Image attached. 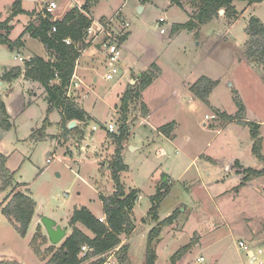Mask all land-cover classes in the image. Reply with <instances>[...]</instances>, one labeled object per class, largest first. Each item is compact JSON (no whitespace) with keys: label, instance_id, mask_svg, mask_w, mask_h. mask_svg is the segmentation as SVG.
I'll use <instances>...</instances> for the list:
<instances>
[{"label":"rangeland","instance_id":"rangeland-1","mask_svg":"<svg viewBox=\"0 0 264 264\" xmlns=\"http://www.w3.org/2000/svg\"><path fill=\"white\" fill-rule=\"evenodd\" d=\"M13 1L0 0L1 20L10 16ZM55 1L58 3V11L53 15L56 20L62 11L64 14L85 2ZM46 2L48 0L34 3L22 0V9L39 13ZM153 2L143 5L138 12L141 6L138 0H89L87 7L93 22L105 27V33L94 30L96 36L86 38V43L90 41L89 47L116 33L130 34L120 47L121 58L116 64L118 74L112 80L106 79L108 67L104 64V47L101 52L90 47L88 56L83 59L87 64L82 67L80 80L87 95L82 109L89 113V122L79 126L85 132L84 139L80 130L74 135L64 129L61 132L59 113L47 112L44 96L35 98L29 94V82L9 83L0 79V99L11 123L8 131L0 128V152L6 154V167L16 171L17 179L28 185L36 203L24 237L0 213V260L45 264L50 258L49 249L59 248L63 241L51 245L42 224L36 222L38 214L65 227L67 236L72 232L68 219L75 209L86 207L94 216H102L98 193L108 196L113 191L109 160L115 149L113 138L105 131L111 122L118 135L121 121V116L117 115L119 108L114 106L116 103L120 106L121 102L117 101L116 93L127 86L130 75L131 92L134 93L139 78L131 72H144L155 61L162 70L161 76L143 92V101L150 111L149 125L155 128L171 121L179 125L175 130L177 137L168 141L156 131H149V126L138 119L145 118L141 100L133 97L128 104L126 119L130 121L122 143V159L127 170L119 176L125 190H138L132 216L136 228L129 236H122L128 245L129 264H146L147 236L156 222L142 223L141 220L147 216L150 197L156 193V184L162 176H169L174 183L169 181L170 193L160 203L158 215L164 217L176 209L180 216L171 226L162 229L168 235L162 232V240L155 246V264H173L172 257L185 246H189V251L175 264H247L246 255L237 246L239 241L264 252V177L246 183L235 192L238 179L225 171L236 159L241 161L238 160L241 167L232 169H264V163L251 153L248 128L241 122L225 121V118L240 114L235 102L238 97L245 107L246 120L260 125L264 156V69L248 59L255 41L262 39L249 35L250 20L257 18L264 26V1L250 7L246 2L235 1V16L218 15L197 30H182L176 34L172 33V27L186 23L194 10L186 2L182 9L171 6L168 0ZM159 18L165 22L156 26ZM32 21L33 16H23L19 23L24 26ZM19 23L16 29L21 26ZM16 29L11 33L12 40L17 37ZM42 49L37 41L27 46L28 54L43 56ZM18 55L25 57L26 49L10 51L0 45V75L4 69H23V63L14 60ZM203 78L213 83L210 89L207 88L211 83ZM197 84L198 92L194 90ZM71 93L74 94L72 90ZM202 95L205 100L198 98ZM207 115H215L216 119L204 120ZM101 126H105V131ZM93 127L97 129L95 132H92ZM60 133L63 154L56 147L55 136ZM38 134L43 138L38 139ZM81 146L83 150L78 154ZM101 147L100 158L96 152ZM66 153H73V156H63ZM195 155L197 163H192ZM215 161L218 166L212 165ZM184 169L187 171L183 173ZM196 169L201 170L200 178L205 181H216L224 176V183L212 188L213 193H221H208L195 182L185 189L179 181L185 174L186 178L195 175ZM14 185L30 196L21 184ZM10 190L0 195V205L8 202ZM75 226L92 237L79 224ZM35 234L38 239L33 247L31 241ZM90 262L87 260L83 264ZM113 264H118L115 259ZM260 264H264V254L260 256Z\"/></svg>","mask_w":264,"mask_h":264},{"label":"trees","instance_id":"trees-1","mask_svg":"<svg viewBox=\"0 0 264 264\" xmlns=\"http://www.w3.org/2000/svg\"><path fill=\"white\" fill-rule=\"evenodd\" d=\"M141 4H147L154 0H140ZM171 6L183 8V2H186L193 10L194 14L190 16L186 23L174 25L172 33H178L182 30L194 31L199 27L211 22L215 16L219 15V11L223 10L227 17L235 16L236 10L233 6L235 1H243L247 6L260 4L264 0H168ZM21 0H16L11 7V15L0 22V45L6 46L10 51L23 47L21 38L11 41L9 32L11 27L9 23L12 18L23 13L21 9ZM238 16V15H237ZM158 22V21H157ZM164 23V22H163ZM92 24L88 7L80 9L74 7L70 9L61 20L53 21L50 14L46 17L38 16L33 24H29L25 32L30 35L32 39L39 41L44 50L52 57V60L45 61L41 57H33L25 63L24 77L27 80L39 83L46 92L47 112L60 110L61 125L67 133L70 131L67 125L72 121L84 122L86 115L72 98L66 96L67 88L72 80V75L75 68V63L80 57V50L84 46L87 38L86 31ZM162 24V23H160ZM52 28L55 31L52 32ZM249 35L254 38L261 37L259 41H255L253 45L254 50H249L248 59L252 63L261 65L264 69V26L257 18H251L248 29ZM128 34L113 38L112 40L119 46L123 44ZM68 39L70 44L67 45L63 41ZM93 39V38H92ZM257 42V43H256ZM160 69L151 64L149 69L143 72L139 77V84L137 90L132 93L129 89L121 98V121L119 126V134L115 136L116 147L112 161L109 165L110 173L113 181V192L110 196H99L102 204V212L104 220H98L86 207L75 209L69 220V226L72 227V232L68 235L59 246L57 250L53 247L49 249L50 258L45 264H83L87 260L95 259L89 264H103L106 257L115 249L114 259L118 264H129L128 259V245L121 244V237L123 235L129 236L134 230V223L132 221L133 207L137 198V191L130 190L125 192L124 187L120 183V173L127 170L121 158V151L123 147V140L126 136V113L128 104L133 97L138 98L140 93L147 89L154 80L160 76ZM19 70L9 71L3 74V80H12L18 78ZM210 82L208 79H202ZM211 83V82H210ZM213 83L209 84L207 89L211 88ZM194 87L198 92L200 87ZM198 93V95H200ZM201 100H205L204 96H199ZM236 105L239 109V115L232 118H225L227 122H241L248 128L250 139L252 141L251 153L260 162L264 163V156L262 154V138L259 132V124L249 122L246 120L244 113L245 107L238 97L235 98ZM143 116H147V108L141 104ZM175 123L171 122L163 125L157 129L166 138H171V133L174 130ZM0 128L8 131L11 128L9 117L7 115L5 105L0 99ZM43 138V136H42ZM7 157L0 153V195L10 190V198L8 202L1 208V214L13 224L14 228L21 237H24L28 226L31 222L35 202L29 195L14 187V176L16 171H11L6 167ZM240 166L237 161L234 162L233 167ZM241 167V166H240ZM239 170V169H238ZM240 183L234 188L236 192L243 188L246 183L264 177V169L254 170L251 168L243 169ZM164 185H161L156 190V193L150 197L151 207L148 211V217L152 222L158 221L157 211L160 201L167 192L164 177H162ZM178 211L172 213L169 217L153 227L147 236V246L145 254L146 264H155L157 255L155 253V246L159 243V238L162 229L171 226L178 217ZM79 224L92 237L86 235L75 225ZM41 237V236H40ZM38 235L35 234L31 241V245L35 247ZM86 246L92 251L85 257L81 256V247ZM189 251V246L180 248L172 257V263L175 264L178 260ZM35 252H37L35 250ZM0 264H20L15 260H0Z\"/></svg>","mask_w":264,"mask_h":264},{"label":"crops","instance_id":"crops-1","mask_svg":"<svg viewBox=\"0 0 264 264\" xmlns=\"http://www.w3.org/2000/svg\"><path fill=\"white\" fill-rule=\"evenodd\" d=\"M16 0H14L13 1V3L15 2ZM22 1V0H21ZM33 3L36 1V0H31ZM139 1L140 0H138V4H139ZM49 2H55V3H57V1H55V0H48V2H46L47 4L49 3ZM89 3V0H85V2L83 3V5L82 6H80V7H78V8H80V9H83L84 7H86L87 6V4ZM150 3H154L153 1L152 2H150ZM150 3H148V4H150ZM47 4L45 5V7L47 6ZM58 4V3H57ZM140 4H141V1H140ZM13 5V4H12ZM145 5V4H144ZM35 6V4L33 5V7ZM73 6V5H72ZM32 7V8H33ZM45 7H43V9L42 10H40L39 11V13H37L36 11H34V12H29V11H31V10H28V11H26V10H23L22 9V4H21V9H22V11H23V13H21V14H19V15H17V16H15V17H13L12 18V20H14V21H11L10 23H9V26L11 27V30H10V32H9V39H10V36H11V33L16 29V27H17V23H19V21L21 20V18L23 17V16H33V21L32 22H30V24H33L34 22H35V20L38 18V16H41V17H46L48 14H46V16H44L43 14H44V11H45ZM74 7H77V6H73L72 8H74ZM139 7V6H138ZM141 7H143V5L141 4ZM72 8H70V9H72ZM63 9H65V8H63ZM69 9V10H70ZM68 10V11H69ZM58 11V5H57V9L55 10V12H57ZM68 11H64L65 13L63 14V11L61 12V16L59 17V20H61L63 17H64V15L68 12ZM55 12L53 13V14H50L51 16H52V18H53V15L55 14ZM10 15H11V10H10V13H9ZM89 14H90V11H89ZM9 16V15H8ZM8 16H7V18H8ZM118 16V15H117ZM19 17H21V18H19ZM90 18L92 19V17H91V15H90ZM160 19V18H159ZM163 19V18H162ZM6 19H4V20H1V17H0V22H2V21H5ZM18 21V22H17ZM53 21H58V20H56L55 18H53ZM15 24H14V23ZM111 22V21H110ZM109 22V23H110ZM165 22V21H164ZM157 23V22H156ZM20 24V23H19ZM98 22H93V19H92V24L90 25V27L89 28H91L93 31L94 30H97L96 29V26L98 27ZM21 26L19 27V28H17L16 30L18 31V33H17V37H16V39H18L19 37L21 38V42L23 43V47H21V49L22 50H24V49H26V56L25 57H22V56H24L23 54H21L22 56H17V57H14V60L15 61H17V62H21V61H19V58H22L23 60H30V59H32L33 57H41L42 59H44L45 61H48V60H52V57H50V55H48V53L44 50V48H43V46H42V50H44L43 52H44V55L43 56H39V55H36V54H28V52H27V46L29 45V43L31 42V41H37V40H35V39H32L31 37H30V35L28 34V33H26L25 32V29H26V27L28 26V25H22V24H20ZM119 30H121V29H119ZM179 33V32H178ZM126 34V33H125ZM125 34H122V35H125ZM127 34H130V32L129 33H127ZM122 35H118L117 33L115 34V35H110L109 37H107V39H105L104 40V38H102L101 39V41H100V43H98V42H95V43H93V45L92 46H94L95 47V49L97 50V51H99V52H101L102 51V49H104L105 47H104V44L105 43H109V42H114L112 39L113 38H116V37H119V36H122ZM128 35H127V38H126V40L128 39ZM87 38L88 39H92L91 38V36H87ZM16 39H10L11 41H15ZM125 40V41H126ZM37 42H39V41H37ZM88 44H90V41L89 42H84V46L82 47V50H80V57L78 58V60L76 61V63H75V68H74V72H73V83L75 84H77V86L76 87H72V91L74 92V94H72V100H74L75 101V103L79 106V108L82 110V111H84V113H85V115H86V118H85V121L84 122H77V121H75V126L72 128V129H75V131L74 132H71V133H69V134H72V135H74L75 133H76V130H80L81 132H82V134H83V139L85 138V132H83V130L82 129H80L79 128V126H84V125H86L89 121H88V119H89V113L85 110V109H82V101H83V99L86 97V95H87V93L86 92H84L83 91V89H82V82H81V77H82V67L83 66H85L87 63L83 60L85 57H87L88 55V51H89V49H90V47H92V46H90L89 47V45ZM122 45V44H121ZM121 45H120V47H121ZM99 46V47H98ZM86 47H88V48H86ZM104 47V48H103ZM105 53V58H106V52H104ZM19 54V53H18ZM86 54V55H85ZM85 55V56H84ZM82 63H81V62ZM89 61V60H88ZM92 61V60H91ZM104 62H105V60H104ZM21 63H23V69L22 70H20L19 68H17L18 70H19V72H20V75L18 76V78H16V79H12V80H5V81H7V82H9V83H13L14 81H16V82H14V83H19L18 82V80H22V82L23 83H30L31 85H30V87H29V89H27V91L29 92V94H33V96L36 98V97H41V96H44V100H45V102H46V104H47V99H46V92H45V90L43 89V87L39 84V83H37V82H33V81H30V80H27L25 77H24V73H25V62H21ZM79 63H81L80 65H79ZM104 64H106V62L104 63ZM151 64H155L158 68H159V66L157 65V63H156V61L155 62H152ZM151 64H149L148 65V67H147V70L149 69V67H150V65ZM106 66H107V64H106ZM108 67V66H107ZM17 69H4L3 70V72L1 73V75H0V79H2V76H3V74H5V73H7V72H9V71H13V70H17ZM160 69V68H159ZM146 70V71H147ZM110 72V70H109V67H108V71H107V74ZM145 72V71H144ZM160 72L162 73V70L160 69ZM143 72H138V73H135V72H131V74H134L135 76H136V78L138 77H140V75L142 74ZM161 73H160V76H161ZM106 74V75H107ZM116 74H118V70H117V73ZM115 74V75H116ZM114 75V76H115ZM114 76L112 77V79L114 78ZM159 76V77H160ZM158 77V78H159ZM157 78V79H158ZM112 79H110V80H112ZM156 79V80H157ZM94 80V83L96 82V78H94L93 79ZM129 80H130V82L129 83H127V86L126 87H123L122 89H121V91L120 92H117L116 93V99H117V101L119 102V101H121V98L123 97L122 96V94H124L128 89H127V87L128 86H130V90H131V88H133L131 85H132V83H133V81L131 80V75L129 76ZM156 80H154L153 81V83L156 81ZM152 83V84H153ZM139 84V83H138ZM151 84V85H152ZM150 85V86H151ZM149 86V87H150ZM129 88V87H128ZM124 89V90H123ZM146 90V89H145ZM144 90V91H145ZM143 91V92H144ZM143 92H141L140 93V95H139V97L137 98V99H139V100H141L140 101V104H144L145 106H146V108H147V116L145 117V118H143V117H139L138 119L140 120V121H142V122H144V124L146 123L148 126H149V128H148V130L150 129L151 131H156V133L157 134H160L162 137H164L166 140H168V141H173L177 136L175 135V130L178 128V125H179V123L177 122V121H171V122H174L175 123V126H174V130H173V132L171 133V138H166L165 136H163L161 133H159L158 131H157V129L159 128V127H161V126H158V127H155V128H152L150 125H149V116H150V111H149V109H148V107H147V104H145L144 103V101H143ZM189 92V94H190V91H188ZM122 96V97H121ZM136 98V97H135ZM2 101V100H1ZM3 102V101H2ZM115 108L117 109V108H119L118 110V112H117V115H119V117L118 118H120V116H121V111H120V107H121V102H120V106H118V104L116 103L115 105ZM47 107H48V104H47ZM127 110H128V108H127ZM55 111H57L58 113H59V115H60V110H55ZM127 115H128V111H127V113H126V118H127ZM60 119H61V115H60ZM204 120H205V116H204ZM130 121V119L127 121V119H126V125L128 124V122ZM10 122V121H9ZM171 122H169V123H171ZM231 123H235V122H231ZM11 124V123H10ZM108 124H113V123H108ZM107 124V125H108ZM229 125V124H228ZM60 129H61V132L63 131V127H62V125H61V120H60ZM67 127H68V125H67ZM105 126H101V128L104 130L105 128H104ZM94 128H95V130H94ZM145 128H147V127H145ZM68 129V128H67ZM69 130V129H68ZM71 130V129H70ZM69 130V131H70ZM97 129H96V127H93L92 128V132H95ZM149 130V131H150ZM105 131V130H104ZM81 132H80V135H81ZM105 132H107V130L105 131ZM217 133H219V132H217ZM108 136H111V138H113V142H114V145H115V147H116V140H115V136H116V134H115V132L113 133V134H109L108 132L106 133ZM35 135L36 134H34L33 135V137H35ZM60 135H61V133L59 134V135H57V136H55V139H56V147H58L59 148V151L63 154V152H62V148L60 147V145H59V140L61 139V137H60ZM59 136V137H58ZM64 137V136H63ZM80 137V136H79ZM37 138L38 139H40V138H42V135L41 134H38L37 135ZM82 142H83V140H82ZM123 148V147H122ZM124 149V148H123ZM123 149H122V151H121V158H122V152H123ZM81 150H83V147L81 146V148H80V150L78 151V154H80L81 153ZM136 149H134L133 148V151H135ZM102 147L101 148H99L98 149V152H96V156L97 157H100L101 155H102ZM114 151H115V149H114ZM114 151H113V153L112 154H110V159H111V157H113V155H114ZM0 153H2V152H0ZM2 154H4L5 156H6V154L5 153H2ZM63 156H69V157H72L73 156V153L71 154V155H69V154H64ZM101 158V157H100ZM236 159V158H235ZM108 159H106V161H107ZM239 159H236L235 161H237L238 163H239V161H238ZM110 161V163H111V161L112 160H109ZM108 161V162H109ZM122 161H123V159H122ZM193 161L195 162V163H197L196 162V155L194 156V158H193V160H192V163H193ZM198 161H200V159H198ZM234 161V162H235ZM102 162V161H101ZM216 162V161H215ZM234 162H233V164H234ZM241 162V161H240ZM124 164V163H123ZM211 164V163H210ZM233 164L232 165H230V167H229V169H226L225 171H226V173L228 174V175H231V174H233V177H236V179H238V182L240 183V181H241V178H242V175L241 174H237V172L239 171V172H242V170L243 169H246V168H243V169H232L233 168ZM243 164V163H242ZM125 165V164H124ZM213 166H218V164H217V162H216V164H212ZM239 165H240V163H239ZM126 167H127V165H125ZM185 171H187V169H184V171H183V173L185 172ZM195 175H193V176H190V177H188V178H186V174L183 176V178H182V180H180L179 182H182V185H184V188L186 189V186L187 187H190L191 186V184H194V182L195 183H198L199 184V187L201 188V189H205L206 188V190L205 191H207L208 193H212V194H219V193H221V192H217V193H213L212 192V188L213 187H215V185H218L219 183H224V179H223V177L224 176H222L221 177V179H217L216 181H214V179H212V180H203L202 178H200V175H201V170L200 169H196L195 170ZM198 172H199V176H198ZM182 173V174H183ZM162 177H164V176H162ZM162 177H161V179H159V181L157 182V184H156V190L159 188V187H161V185H164L163 184V181H162ZM165 178V180L167 181V183H166V189L165 190H167V192L165 193V195L163 196V198H162V200L160 201V203L165 199V197L166 196H168V194L170 193L169 192V181H172L173 183H174V181L169 177V176H167V178L166 177H164ZM239 179H240V181H239ZM204 181V182H203ZM14 183H19V184H21L22 186H23V188L25 189V190H27V191H29V194H30V198L32 199V194H31V192H30V189H29V187H28V185L27 184H25V183H22L20 180H18L17 179V177L16 176H14ZM238 183V184H239ZM247 185V184H246ZM168 186V187H167ZM244 188V187H243ZM132 190H135V191H137V198H136V201L138 200V190H136V189H132ZM130 190H125V192H129ZM113 192V191H112ZM112 194V193H111ZM110 194V195H111ZM110 195H108V196H110ZM98 196H105L106 197V195H103V193H101V192H99L98 193ZM33 200V199H32ZM136 201H135V203H136ZM35 202V201H34ZM135 203H134V206H135ZM151 204V203H150ZM160 205V204H159ZM1 207H0V213H1V208L3 207V205H0ZM35 206H36V203H35ZM150 207H151V205H150ZM134 208V207H133ZM150 209V208H149ZM149 209H148V211H149ZM176 210V209H175ZM175 210H173L172 212H170V213H167V214H165V216L164 217H160L159 215H158V211H157V218H158V221H157V223H160V222H162L163 220H165L166 218H167V216L169 217L170 215H171V213H173V212H175ZM34 211H35V208H34ZM177 211V210H176ZM72 214H73V212H72ZM72 214H71V216H72ZM33 215H34V213H33ZM71 216L69 217V219H68V223H69V220H70V218H71ZM180 216V215H179ZM41 217H44L43 215H41V214H38L37 215V220H36V222H40V218ZM96 217V216H95ZM32 218H33V216H32ZM98 220H100V221H103L105 218H104V216H103V212H102V216H100L99 218L98 217H96ZM149 218H148V212H147V216L145 217V218H143L142 220H141V222L142 223H146V222H152V221H150V219L148 220ZM31 221H32V219H31ZM53 221H55V220H53ZM56 222V224H57V221H55ZM154 223V222H153ZM157 223H155V224H157ZM30 225V224H29ZM57 225H59V224H57ZM60 226V225H59ZM62 227V226H61ZM63 228V227H62ZM65 228V227H64ZM135 228H136V226L134 225V230H135ZM133 230V231H134ZM163 232V231H162ZM162 232H161V234H162ZM163 233H165L166 235H168L166 232H163ZM87 235V234H86ZM67 237V236H66ZM160 240H162L161 238H159V242H160ZM124 243H126L125 242V239L124 238H122L121 237V244H124ZM3 258V257H2ZM111 264H113V261H111Z\"/></svg>","mask_w":264,"mask_h":264},{"label":"built area","instance_id":"built-area-1","mask_svg":"<svg viewBox=\"0 0 264 264\" xmlns=\"http://www.w3.org/2000/svg\"><path fill=\"white\" fill-rule=\"evenodd\" d=\"M56 9H57V4L55 2H49L47 4V6L45 7V11H44L43 15L46 16V14H53ZM163 22H164V19L160 18L158 20V22L156 23V26H158V23H163ZM54 31H55V28H52V32H54ZM96 33H101V34L105 33V27L102 26L101 24H98ZM96 33L91 28H88L86 31L87 36L95 37ZM160 33H163V30H160ZM63 42L67 45L70 44V41L68 39L64 40ZM104 47L106 49V64L110 70V72L106 75V79L110 80L117 73L116 64L119 62V60L121 58V49H120V46L115 42L105 43ZM19 61L26 63L29 60H23L22 58H19ZM73 79L74 78L72 76V80H71V82L67 88L66 96L69 98L72 97V94H71L72 87L77 86L76 83L75 84L73 83ZM215 119H216L215 115L205 116V120H207V121L215 120ZM94 130H95V128H94ZM106 130L109 134H113L115 132V125L108 124L106 127ZM237 246H238L239 250L246 255L247 264H260V256L262 254H264L262 249H252L245 241H239ZM91 251L92 250L89 249L88 247L82 246L81 247V256L85 257ZM116 251H117V249H115V251L111 252L106 257L103 264H111V261H113L114 254ZM94 260L95 259H90L89 261L92 262Z\"/></svg>","mask_w":264,"mask_h":264},{"label":"water","instance_id":"water-1","mask_svg":"<svg viewBox=\"0 0 264 264\" xmlns=\"http://www.w3.org/2000/svg\"><path fill=\"white\" fill-rule=\"evenodd\" d=\"M142 10V7H138V12ZM224 11L220 10L219 15H223ZM99 47V46H98ZM75 126V121H72L68 124V129H72ZM40 223L42 224L49 242L52 246L58 245L61 243L67 236V229L62 228L61 226L57 225L55 221L48 217H41Z\"/></svg>","mask_w":264,"mask_h":264}]
</instances>
